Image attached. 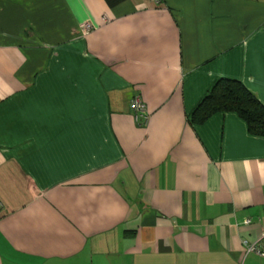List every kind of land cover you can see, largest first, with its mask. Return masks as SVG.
<instances>
[{
	"label": "crops",
	"instance_id": "1",
	"mask_svg": "<svg viewBox=\"0 0 264 264\" xmlns=\"http://www.w3.org/2000/svg\"><path fill=\"white\" fill-rule=\"evenodd\" d=\"M220 78L264 105V0H0V264H264V136L191 119Z\"/></svg>",
	"mask_w": 264,
	"mask_h": 264
},
{
	"label": "trees",
	"instance_id": "2",
	"mask_svg": "<svg viewBox=\"0 0 264 264\" xmlns=\"http://www.w3.org/2000/svg\"><path fill=\"white\" fill-rule=\"evenodd\" d=\"M113 5L121 0H107ZM218 112H234L247 124L250 133L264 136V105L241 81L220 78L194 109L191 119L202 123Z\"/></svg>",
	"mask_w": 264,
	"mask_h": 264
},
{
	"label": "built area",
	"instance_id": "3",
	"mask_svg": "<svg viewBox=\"0 0 264 264\" xmlns=\"http://www.w3.org/2000/svg\"><path fill=\"white\" fill-rule=\"evenodd\" d=\"M91 28L92 26L89 23L84 24L82 27L83 31L85 32L89 31ZM131 109L133 111V115H134L136 122L140 126H145L148 124L150 114L147 110L146 103L144 102V100L142 99L140 95L137 94L132 97ZM0 209H1V204H0ZM246 223H250V220L247 219ZM246 247H247L248 252H255L261 255L262 257H264V242L263 241L262 242L256 241L250 244L247 243Z\"/></svg>",
	"mask_w": 264,
	"mask_h": 264
}]
</instances>
